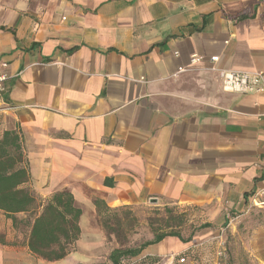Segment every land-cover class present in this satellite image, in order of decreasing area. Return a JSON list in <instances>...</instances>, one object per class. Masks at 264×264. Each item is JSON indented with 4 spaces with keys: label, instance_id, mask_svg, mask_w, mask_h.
<instances>
[{
    "label": "crops",
    "instance_id": "crops-1",
    "mask_svg": "<svg viewBox=\"0 0 264 264\" xmlns=\"http://www.w3.org/2000/svg\"><path fill=\"white\" fill-rule=\"evenodd\" d=\"M211 67L264 71V0H0V136L19 133L37 197L66 190L82 211L54 262L0 211V264H109L96 200L195 208L206 238L226 225L264 264V94L223 91Z\"/></svg>",
    "mask_w": 264,
    "mask_h": 264
},
{
    "label": "trees",
    "instance_id": "trees-1",
    "mask_svg": "<svg viewBox=\"0 0 264 264\" xmlns=\"http://www.w3.org/2000/svg\"><path fill=\"white\" fill-rule=\"evenodd\" d=\"M29 181L20 135L16 131H4L0 136V211L15 227L28 229V248L33 254L48 262L61 260L69 254L79 239V219L82 211L66 190L56 192L42 201L28 187ZM95 208L99 225L102 229L106 228V223L99 222L100 218L104 213L114 210L108 209L98 200L95 201ZM19 214L24 215V219L18 220L16 216ZM182 225L179 224V227ZM210 227L203 224L199 229ZM167 237L177 238L186 244L193 243L191 246L194 241L199 240L195 233H191L186 239L179 232L155 233L151 240L136 247L113 249L107 257L108 262L135 264L139 261V264H160L156 258L139 257L147 247L156 245ZM181 254L187 258L184 264H200L197 253L188 250ZM176 264H179L178 259Z\"/></svg>",
    "mask_w": 264,
    "mask_h": 264
},
{
    "label": "rangeland",
    "instance_id": "rangeland-1",
    "mask_svg": "<svg viewBox=\"0 0 264 264\" xmlns=\"http://www.w3.org/2000/svg\"><path fill=\"white\" fill-rule=\"evenodd\" d=\"M198 213L195 208L153 204L134 210L118 209L110 213H104L99 222L106 223V228H103V231L107 237V242L112 244L110 247L114 245H117V248L136 247L145 241L151 240L155 233L168 232H179L183 239L188 238L191 233H195L196 238L199 237V240L203 241L208 239L205 235L207 230L210 229H199L201 225L207 223L201 221ZM233 219V216L230 215V221ZM179 224L183 225L179 227ZM220 227L225 228L226 231V247L232 264H259L258 255L244 252L247 245L246 239L240 240L233 237L228 233L230 227L226 228V225ZM236 230L239 231V227ZM234 252L236 253L235 262ZM156 259L160 263V259ZM176 259L178 257L174 258L172 264H176ZM135 264H139V261Z\"/></svg>",
    "mask_w": 264,
    "mask_h": 264
},
{
    "label": "built area",
    "instance_id": "built-area-1",
    "mask_svg": "<svg viewBox=\"0 0 264 264\" xmlns=\"http://www.w3.org/2000/svg\"><path fill=\"white\" fill-rule=\"evenodd\" d=\"M217 59V57H211L210 61L214 63ZM200 60V57L194 55L191 58V64L194 65ZM210 70L218 74L221 88L225 92L242 95L264 94V71L238 72L216 69L214 67H211ZM6 81L7 76L0 73V94L5 91L4 84ZM261 204L264 206V202ZM188 250L199 255L200 264H230L226 250L225 228H219L216 234L198 244L190 246L183 253ZM176 257H178L179 264H184L187 261V258L181 253L176 254L172 259Z\"/></svg>",
    "mask_w": 264,
    "mask_h": 264
}]
</instances>
